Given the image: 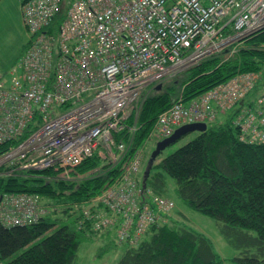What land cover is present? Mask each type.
I'll use <instances>...</instances> for the list:
<instances>
[{"label": "built area", "instance_id": "1", "mask_svg": "<svg viewBox=\"0 0 264 264\" xmlns=\"http://www.w3.org/2000/svg\"><path fill=\"white\" fill-rule=\"evenodd\" d=\"M20 14L26 48L9 77L0 75V177L51 169L77 180L70 170L94 154L108 169L120 164V175L91 200L124 217L118 242L134 240L132 226L139 234L145 225L162 222L160 215L174 206L159 196L146 202L139 183L148 143L182 125L210 121L213 104L224 114L238 106L235 123L242 140L264 142V82L257 71L235 75L192 105L177 101L129 153L145 91L199 63L197 54L204 59L223 51L236 54L264 28V0H28ZM118 90L125 96L103 109L99 99ZM253 92L254 107L243 109L239 102ZM123 131L127 137L119 141L116 133ZM44 211L25 193L0 199V222L6 226L35 222Z\"/></svg>", "mask_w": 264, "mask_h": 264}, {"label": "trees", "instance_id": "2", "mask_svg": "<svg viewBox=\"0 0 264 264\" xmlns=\"http://www.w3.org/2000/svg\"><path fill=\"white\" fill-rule=\"evenodd\" d=\"M25 1L20 0V10ZM263 67L264 28L246 38L236 54L223 51L162 79L159 90L152 86L140 99L138 128L129 153L147 139L158 115L177 101L192 105L239 73L259 71L264 82ZM261 85L258 83L254 90ZM255 95L253 92L239 102L243 109L254 107ZM213 106L215 116L204 122L206 130L194 132L197 136L193 140L154 163L146 177V168L141 170L139 184L148 197L146 202H150L156 196L169 199L165 197L166 177L171 179L179 200L190 210L215 220L220 236L240 251L229 261L264 264V142L240 139L235 123L241 111L238 106L225 114ZM133 120L131 117L127 123ZM116 134L124 136L125 132ZM120 172V164L108 169L94 154L70 170L79 175L77 180L60 178L51 169L0 177V196L25 193L36 197L45 208L35 222L14 226L0 222V264H75L81 243L95 240L102 243L99 254L122 248L116 264H224L211 241L184 223L181 212L176 215L183 223L170 216L175 208L171 199L174 206L160 215L162 222L145 225L139 234L132 226L134 240L118 242L117 230L124 217L91 200ZM100 218L108 221L97 227Z\"/></svg>", "mask_w": 264, "mask_h": 264}, {"label": "rangeland", "instance_id": "3", "mask_svg": "<svg viewBox=\"0 0 264 264\" xmlns=\"http://www.w3.org/2000/svg\"><path fill=\"white\" fill-rule=\"evenodd\" d=\"M4 1L6 0H0V75L4 78H8L11 67L17 63L26 48L28 34L22 25L19 4L17 7L12 5L4 6ZM147 92H149V90L145 91V93ZM196 136L197 133L194 132L184 135L174 144L166 147L156 158L154 163L170 155L175 150L184 146L187 142L193 140ZM155 145L156 143L154 142L148 143L146 146L142 171L146 168L148 158L154 150ZM69 174L70 178L78 176L73 175V173ZM166 179L169 181H167V192L165 197L171 199L175 203V208L170 216L180 220L176 212H181L186 218L184 223L191 229L206 236L211 241L214 251L220 255L221 258L228 259L234 257L239 250L230 245L224 237L220 236L218 223L211 218L187 208L173 191L172 182L174 181L167 177ZM101 245L102 243L96 240L82 242L77 252L75 264H116L122 254V248H113L99 254L98 248ZM224 264L235 263L224 260Z\"/></svg>", "mask_w": 264, "mask_h": 264}, {"label": "water", "instance_id": "4", "mask_svg": "<svg viewBox=\"0 0 264 264\" xmlns=\"http://www.w3.org/2000/svg\"><path fill=\"white\" fill-rule=\"evenodd\" d=\"M156 90L160 89V86L157 85L155 87ZM207 128L205 123H193L183 125L176 130H174L173 134L168 138H165L156 143L154 150L151 152L149 159L147 161L146 169L144 170V177L148 175V172L151 166L154 164L156 158L160 155V153L168 146L174 144L177 140H179L184 135L191 133V132H203Z\"/></svg>", "mask_w": 264, "mask_h": 264}, {"label": "bare ground", "instance_id": "5", "mask_svg": "<svg viewBox=\"0 0 264 264\" xmlns=\"http://www.w3.org/2000/svg\"><path fill=\"white\" fill-rule=\"evenodd\" d=\"M260 17H262V15L260 16ZM262 30V29H261ZM260 31V30H259ZM198 56V57H197ZM196 59L198 60V61H200V60H202V59H204V57L203 56H200V54H197L196 55ZM166 78V77H165ZM160 82V81H159ZM159 82L158 83H156L154 86H157L158 84H159ZM153 86V87H154ZM150 87H152V86H150ZM149 87V88H150ZM148 88V89H149ZM147 89V90H148ZM125 96V92L123 91V90H118V91H114L113 92V95L112 96H106V95H103L100 99H99V102H100V104H101V107L103 108V109H108V108H110L111 106H112V104L113 103H115L116 101H120L123 97ZM159 116V115H158ZM137 118V117H136ZM28 127H30L29 125H27ZM155 126V121H154V123H153V125H152V128H151V130L153 129V127ZM151 130H150V132H151ZM36 131H34L33 133H35ZM119 135V134H118ZM117 136V135H116ZM127 137V135H124V136H122L120 139H119V141H121L122 139H125ZM243 137H242V135L240 134V139H242ZM50 139L48 140V142L50 143ZM8 146V145H7ZM0 148H2V146L0 145ZM61 178V177H60ZM146 186V185H145ZM153 191V190H152ZM10 194H12V193H10ZM4 195H6V194H2V197L4 196ZM2 197H0V199L2 198ZM129 240V239H128ZM123 241V240H122ZM137 241V240H136ZM134 242V241H133ZM122 243V242H121ZM127 243V242H126ZM132 245V244H131Z\"/></svg>", "mask_w": 264, "mask_h": 264}, {"label": "crops", "instance_id": "6", "mask_svg": "<svg viewBox=\"0 0 264 264\" xmlns=\"http://www.w3.org/2000/svg\"><path fill=\"white\" fill-rule=\"evenodd\" d=\"M9 1H10V2H9ZM18 4H19V6H20V0H6V1L3 2V5H4V6H10V5H12V6H14V7H17ZM239 252H240V251H239ZM239 252H238L236 255H238ZM236 255H235V256H236ZM223 259H224V258H223ZM224 260H228V259H224ZM229 262H231V261H229Z\"/></svg>", "mask_w": 264, "mask_h": 264}]
</instances>
